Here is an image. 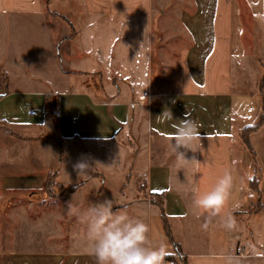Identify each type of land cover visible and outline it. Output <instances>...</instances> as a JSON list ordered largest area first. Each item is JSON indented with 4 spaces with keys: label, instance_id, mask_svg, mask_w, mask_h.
<instances>
[{
    "label": "crops",
    "instance_id": "crops-1",
    "mask_svg": "<svg viewBox=\"0 0 264 264\" xmlns=\"http://www.w3.org/2000/svg\"><path fill=\"white\" fill-rule=\"evenodd\" d=\"M0 71V125L52 149L21 155L34 164L17 174L6 167L4 190L41 192L55 168L57 185H80L85 198L100 188L99 202L116 185L110 200L127 202L144 219L146 246L180 255L175 264H223L239 242L247 258L264 259V129L249 138L254 157L239 138L261 112L264 0H0ZM148 94V106L128 107ZM165 110L172 119L160 116ZM186 118L200 139L195 152L180 151L200 165L178 170L172 125ZM81 161L86 175L74 167ZM225 169L234 177L232 229L223 213L206 219L192 209L190 189L209 190ZM77 241L67 257L9 252L0 264L4 256L9 264H96L83 236Z\"/></svg>",
    "mask_w": 264,
    "mask_h": 264
},
{
    "label": "rangeland",
    "instance_id": "rangeland-1",
    "mask_svg": "<svg viewBox=\"0 0 264 264\" xmlns=\"http://www.w3.org/2000/svg\"><path fill=\"white\" fill-rule=\"evenodd\" d=\"M160 37L161 35L157 33V43L160 41ZM173 41L178 40L173 39ZM0 82L4 84L1 74ZM260 88L258 83L257 91L262 94ZM137 102H143V107L148 106L150 95L148 94L145 99L144 97L132 99L128 103V107L132 109L133 107L130 105H134ZM262 129H264V124L260 130ZM242 137L241 139H243ZM241 139L240 141H242ZM23 141L21 136L12 134L6 127L0 125V180L6 167L7 173L17 174L20 171L19 166L26 164L31 166L34 164L32 161H21V155L43 151L44 153H49L48 150H52L47 146L35 145L34 139H25L24 142H28L29 146ZM56 152L58 155L61 152L59 142H56ZM6 159H8L7 162ZM5 164L7 166H4ZM55 173V168L44 173V188L37 193L7 191L0 184V253L63 252L65 257H67L74 245L80 243L79 241L76 242V240L84 236L85 225L79 221L78 213L85 211L89 207L90 202H99L100 188L91 191L92 196H86L85 198L81 192H76L77 189L71 193L70 188H63V186L57 185L55 183L56 177L54 178ZM261 175L259 180H262L264 184V171ZM256 183L257 181L254 179L251 185L255 187ZM115 190L116 185H110L106 193H102V196L112 199ZM120 194L122 195V193ZM125 207H127V202L123 200H116L113 203L114 211L117 208L125 209ZM127 213L129 216L144 222L142 217L137 216L136 211L127 210ZM238 259L240 264H264V259L262 258ZM1 262L2 264H9V257L4 256L1 258ZM176 264L180 263L177 262Z\"/></svg>",
    "mask_w": 264,
    "mask_h": 264
},
{
    "label": "clouds",
    "instance_id": "clouds-1",
    "mask_svg": "<svg viewBox=\"0 0 264 264\" xmlns=\"http://www.w3.org/2000/svg\"><path fill=\"white\" fill-rule=\"evenodd\" d=\"M160 116L172 119L168 110L163 111ZM178 121L179 123L172 125L175 131L172 133L170 144L177 169L180 170L182 165L191 162L200 165L194 157L188 159L185 151H180L184 149L195 152L192 144L200 139L199 125L196 121L187 118ZM74 167L78 175H86L89 165L86 161H81ZM233 185L232 172L225 169L209 190L201 193L190 189L194 215L197 217L203 215L206 219H210L223 213V226L232 229L235 226V219L232 211L228 209V204L232 198ZM232 207L236 205L233 204ZM78 219L85 225L83 238L89 246L90 253L95 257L96 264H165L168 253L163 245L146 246L148 231L146 224L140 219L129 216L124 208H117L114 211L112 200L90 202L85 211L78 213ZM202 227H207V224ZM221 259L223 264H240L239 259L231 254H224Z\"/></svg>",
    "mask_w": 264,
    "mask_h": 264
},
{
    "label": "trees",
    "instance_id": "trees-1",
    "mask_svg": "<svg viewBox=\"0 0 264 264\" xmlns=\"http://www.w3.org/2000/svg\"><path fill=\"white\" fill-rule=\"evenodd\" d=\"M71 26V25H69ZM0 74L3 76V79H4V83L6 82V75L4 73H2L0 71ZM260 84V90L262 91V94H260V100H261V112H260V117L258 119V121L256 122L255 125L251 126V127H248V128H245L244 130H242V132L240 133V136L239 138L241 139L242 137L243 139H241L242 141V144L244 145V147L250 152V154L254 157V153H253V150L251 148V145H250V142H249V138L252 134H255L257 133L260 128L263 126L264 124V75H263V78L262 80L259 82ZM54 178H55V175H54ZM254 180L251 181V183L253 182ZM80 185H75V186H71V187H63V188H70V192H74V190H76ZM252 186V185H251ZM252 188L257 191V188L256 186ZM152 200H151V203H155L156 205H158V207L160 208V210H162V198L159 197L158 194H153L152 195ZM258 206V205H257ZM258 208V207H256ZM162 220H163V223H164V227H165V231H166V234L174 248V250L176 252H179V249H178V246L176 244H174V242L172 241L171 239V236L169 234V230H168V226H167V223L165 221V217L162 215ZM169 260V258H165V261Z\"/></svg>",
    "mask_w": 264,
    "mask_h": 264
},
{
    "label": "built area",
    "instance_id": "built-area-1",
    "mask_svg": "<svg viewBox=\"0 0 264 264\" xmlns=\"http://www.w3.org/2000/svg\"><path fill=\"white\" fill-rule=\"evenodd\" d=\"M131 107H136V108H142L143 107V102H137L134 105H130ZM51 115L53 118H58L60 115V110L59 108H55L52 112ZM245 246L241 245V243L239 242L238 246L236 247L235 253L233 254V256L237 257V258H247L250 257V255L246 254L245 251ZM181 256L180 255H174L172 257V259H169L167 261H165V264H175V260L180 259Z\"/></svg>",
    "mask_w": 264,
    "mask_h": 264
}]
</instances>
